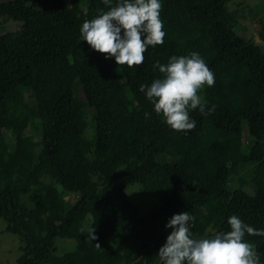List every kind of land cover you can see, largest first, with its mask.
<instances>
[{
	"label": "trees",
	"instance_id": "16d2710c",
	"mask_svg": "<svg viewBox=\"0 0 264 264\" xmlns=\"http://www.w3.org/2000/svg\"><path fill=\"white\" fill-rule=\"evenodd\" d=\"M229 1L161 0L164 42L127 67L80 41L82 22L108 10L103 0H0V23L40 5L20 29L0 32V218L20 237L16 264H161L156 252L171 231L164 225L186 210L196 237L227 231L234 214L264 228V21L262 42L238 34ZM193 51L214 73L199 92L214 108L191 110L196 126L178 132L139 85L161 75L155 61ZM86 109L107 126L106 149L85 136ZM168 146L179 149L169 162ZM82 183L67 206L65 189ZM132 184L160 203L139 213L126 194ZM56 238L76 249L58 251ZM245 239L264 264V237Z\"/></svg>",
	"mask_w": 264,
	"mask_h": 264
},
{
	"label": "clouds",
	"instance_id": "9594fccd",
	"mask_svg": "<svg viewBox=\"0 0 264 264\" xmlns=\"http://www.w3.org/2000/svg\"><path fill=\"white\" fill-rule=\"evenodd\" d=\"M103 3L109 6L107 11L100 10L80 25V41L104 53V58H111L117 66L141 65L147 48L164 42L161 0H116L114 4L113 0H103ZM153 68L161 75L147 86L140 84L139 91L168 127L178 132L192 130L196 120L190 117V111L196 109L207 115L214 108L213 105L206 110L207 101L199 94L205 85L215 83L214 73L195 51L170 56L166 63L157 60ZM193 221L187 210L167 219L164 227L171 231L156 252L161 264H261L260 253L245 236L264 237V228H254L234 214L227 217V231L213 230L211 235L196 237L191 231ZM87 230L94 240V226Z\"/></svg>",
	"mask_w": 264,
	"mask_h": 264
},
{
	"label": "rangeland",
	"instance_id": "374dc122",
	"mask_svg": "<svg viewBox=\"0 0 264 264\" xmlns=\"http://www.w3.org/2000/svg\"><path fill=\"white\" fill-rule=\"evenodd\" d=\"M227 7L230 10H238L236 17V23L234 28L238 34L245 37L253 35L254 39H259L258 29L261 26V22L264 21V0H230L227 3ZM40 10V5L29 2L24 9L22 15L15 17L11 20L0 23V32H12L21 28L23 22L30 16L37 13ZM39 12V11H38ZM258 42V40L256 41ZM202 90V89H201ZM202 94V91H201ZM86 115L88 119V126L85 131V136L95 142V146L100 149H106L110 142L108 136V130L106 125H96L91 121V109H86ZM245 128V127H244ZM5 140L11 145V138L4 133ZM0 140H3V135L0 132ZM178 147L168 146L166 149L165 161H171V157L178 152ZM39 147H34V152L38 153ZM247 151V149L245 150ZM235 185V178L230 177L227 183V188L231 191ZM86 184L70 186L65 189L64 199L67 206H70L80 196L84 190ZM61 188V186H59ZM140 189L138 184L128 185L126 188V194L129 199L138 205L139 213H143L152 206L158 205L160 200L158 196L152 193H144L140 190L128 193L131 190ZM91 221V215H87L83 221V227L88 231V227ZM6 222L0 218V264H16V260L20 255V237L17 234L8 232L5 230ZM55 245L58 251L74 250L76 249V242L72 239L56 238ZM108 246V245H107ZM107 246L99 245L100 251H105Z\"/></svg>",
	"mask_w": 264,
	"mask_h": 264
},
{
	"label": "built area",
	"instance_id": "2783aa9c",
	"mask_svg": "<svg viewBox=\"0 0 264 264\" xmlns=\"http://www.w3.org/2000/svg\"><path fill=\"white\" fill-rule=\"evenodd\" d=\"M258 40V42H262V40L261 39H256V41Z\"/></svg>",
	"mask_w": 264,
	"mask_h": 264
}]
</instances>
